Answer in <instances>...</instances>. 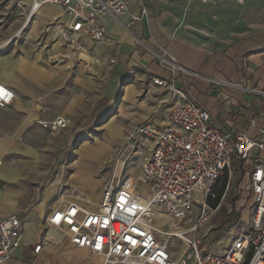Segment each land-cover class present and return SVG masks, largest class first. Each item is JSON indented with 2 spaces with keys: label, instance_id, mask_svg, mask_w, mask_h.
Here are the masks:
<instances>
[{
  "label": "built area",
  "instance_id": "1",
  "mask_svg": "<svg viewBox=\"0 0 264 264\" xmlns=\"http://www.w3.org/2000/svg\"><path fill=\"white\" fill-rule=\"evenodd\" d=\"M45 4L62 7L70 22L59 26L58 34L73 44L87 39L109 45L104 22L108 17L120 20L129 14L128 29L149 14L145 3L139 13L130 14L127 0H33L18 35ZM169 56L165 65L171 70L169 77H153L148 89L170 94L164 114L128 133L127 146L117 157V168L124 167L144 139L147 155L138 170L131 169L134 183L129 168H116L95 201L80 189L67 193L46 217V228L87 249L95 264H264V161L260 158L264 126L251 120V128L257 131L254 137L233 127L225 129L205 104L176 86L178 64ZM16 99V91L0 83V110ZM69 122L59 116L52 128H64ZM241 161L248 167L243 180L249 194L234 224L244 227L234 230L228 240L212 241L214 220L234 187ZM223 180L225 189L214 205L216 188ZM233 191L239 195L241 189ZM49 243L46 233L32 243V253L40 255ZM25 245L30 246L24 243L21 217L12 213L1 219L0 264Z\"/></svg>",
  "mask_w": 264,
  "mask_h": 264
},
{
  "label": "rangeland",
  "instance_id": "2",
  "mask_svg": "<svg viewBox=\"0 0 264 264\" xmlns=\"http://www.w3.org/2000/svg\"><path fill=\"white\" fill-rule=\"evenodd\" d=\"M217 1L218 3L211 6L203 0H147V4L155 15L168 17L175 34L191 42L218 49L226 48L236 37L234 33L240 31L243 26L239 19H231L226 13L228 9L224 8L225 0ZM25 7L27 8L19 1L0 0V59L2 54H8L12 44H20L26 40L23 33L16 36L22 26L20 21ZM262 12L263 9L260 8V14ZM260 21H262L261 15ZM57 28L55 23L40 24L29 42L33 43L35 49H43L45 56L41 63H44L48 69L57 71V79H53L51 84L47 85V92H54V89L50 90V85L53 86L60 77L67 76V83H72V100L76 99L77 104L75 108L70 109L66 102L57 101V106L52 107V116L43 118L41 124H31L25 134L38 141L40 146L36 147V151L25 152L26 136L18 140L23 150H17L19 154L6 156L4 162L9 165L20 162L21 176L12 183L0 180V207L4 205V197L9 198L6 199L9 202H5L10 205L7 207L8 211L14 208L13 203L17 201L15 210L19 211L26 232L32 231L35 227L48 233L50 229H46L43 222L51 207L67 193L80 189L87 192L90 197L96 195L116 170L117 157L127 146L128 133L142 123L141 121L157 105L156 98L147 92L149 79L147 75H143L141 68L137 66L130 68L125 65V69L122 70L118 66L119 61L114 57V54L117 55L116 52L103 53L102 58L95 57L94 44L84 39L74 44L64 41L58 34L61 28ZM81 48L100 61V64L97 62L91 64L94 71L88 70L84 63L86 51L81 61L79 60ZM9 58L13 61L17 59V54H11ZM32 59H35V55ZM18 70L8 83L15 85L17 83L15 80L22 78V74L29 76L27 74L30 72L29 69ZM23 82L32 84L27 79H23ZM128 84L134 86L133 100L129 101L130 103L124 99L125 86ZM59 116H65L70 122L64 128L53 129L52 122ZM119 129L123 132L121 138L116 132ZM96 138L101 139L103 143L98 142ZM86 140H88L87 148L102 153V158L80 164V161L76 160H79L83 152L80 148ZM139 146L140 153L133 152L129 161L124 167L119 165L118 170L125 171L130 167L139 169L147 155L144 139L140 140ZM109 158L112 159L111 162L108 161ZM90 166L91 175L88 169ZM75 167L77 170L83 169L85 176H78ZM226 182L223 180L216 188L217 195L225 189ZM238 188L241 189V198L237 201L234 210L239 212L240 217V210L246 205L249 192L245 180L240 182ZM12 196L16 197V201ZM223 205L226 209L232 210L230 213L234 212L230 197L224 200ZM223 217L221 207L214 220L216 229L211 234L210 240H228L234 230L238 232L244 227L242 223L234 224L239 217L233 220L229 218V221H225ZM159 222L161 226L162 221L159 220ZM54 240L50 249L56 253L55 257L61 264H81V257L65 254L68 250H77L75 247L71 246L66 239L59 243ZM179 248L180 243L177 241L175 249Z\"/></svg>",
  "mask_w": 264,
  "mask_h": 264
},
{
  "label": "crops",
  "instance_id": "3",
  "mask_svg": "<svg viewBox=\"0 0 264 264\" xmlns=\"http://www.w3.org/2000/svg\"><path fill=\"white\" fill-rule=\"evenodd\" d=\"M15 1L27 6V8H24L23 18L20 21L21 26L26 21L33 0ZM127 1L130 14L139 13L141 3H145L149 14L128 29L125 24L128 22L129 14L124 18H120V20L108 17L104 22L106 34L111 42L109 45L84 39L95 45L93 47L95 57H101L103 53L113 51L117 53V55L114 54V57L119 61L118 66L120 69L124 70L125 65L130 68L133 66L141 68L143 75H147L149 79L148 92L153 77H169L171 70L165 65L168 66L170 63L168 60L170 54L176 58L178 64L175 70V83L178 88L183 89L205 104L217 116L218 123L225 129L233 127L239 132H249L252 137L257 136V131L251 128V120L255 119L256 123L264 126V0H244L243 3L233 0L224 1V8L228 9L226 13L229 14L231 19H239L243 28L234 33L236 37L226 48L220 47L218 49L191 42L181 35L175 34L168 17L166 15H155L147 4V0ZM203 1L210 6L218 3L217 0ZM260 8L263 9L261 14ZM54 10H57L56 13ZM260 15L262 21H260ZM69 22L70 19L63 12L62 7L45 4L23 31L26 40L20 44H12L8 49V54H2L0 63L4 56L10 57L11 54H17V59L12 61L10 58V62L14 65L18 62V66L22 71L24 68L29 69L28 74L31 78L22 74V78L15 80L17 82L15 85L8 83L18 70V68H15L14 74L7 83H4L16 91L17 99L6 109L0 110V159L3 161L0 167L4 165V170L9 173V175L5 174L6 176L0 180L12 183L21 176L20 162L15 165L4 162L6 156L19 154L17 150H23L20 148L18 140L26 136L25 152L36 151V147L40 146L38 141L25 134L31 124H41L43 118L52 116V107L57 106V101L66 102L70 109L75 108V104H77L76 99L72 100V83H67V76L60 77L58 82H55L53 86L50 85V90L54 89V92H47V85L51 84L53 79H57V71L50 70L44 66V63H41L45 56L43 49H35L33 43L29 42L33 37V32L37 30V27H40V24L55 23L57 28L67 26ZM98 47L101 50L96 54L95 50ZM165 50L168 53L165 54L166 57L162 58L161 55L164 54ZM81 51L80 61L86 50L81 48ZM34 55L35 59H32ZM23 79L30 80L32 84L24 83ZM0 83L3 82L0 81ZM150 93L156 98L157 105L138 125L147 123L149 120L159 119L169 104L166 100L170 97V94L157 91L156 88L154 91L148 92V94ZM87 142L88 140L82 144L80 150H83V152L79 160H76L80 161V164L102 158V153L97 150L87 147L84 149ZM260 158L264 161L263 153H261ZM75 169L78 176L84 175L83 169L78 168L77 170L76 167ZM88 169L91 175V166ZM8 177L12 178L9 179ZM99 192L91 197L88 195V197L91 201H95ZM10 194L17 195L15 193ZM12 197L16 201V197ZM6 199L4 197V205L0 207V220L12 213L19 215V211L15 210L17 201L13 203L14 208L11 209L10 207L11 210L8 211L7 207L10 205L6 204L9 202ZM59 203L60 201L55 203L49 213ZM43 226L46 228L45 220ZM45 234L40 228L35 229V227L32 228V231L26 232L23 223L24 243L30 244V246L25 245L16 250L13 257L4 264H61L55 257L56 253L50 249L54 239L57 243L66 239L71 246L77 250L79 249L67 238L60 240L57 237H50V243L44 247L41 254L34 255L31 251L32 243L39 242ZM84 250L86 253L85 256L81 257V264H95L96 259L90 258L89 251Z\"/></svg>",
  "mask_w": 264,
  "mask_h": 264
},
{
  "label": "bare ground",
  "instance_id": "4",
  "mask_svg": "<svg viewBox=\"0 0 264 264\" xmlns=\"http://www.w3.org/2000/svg\"><path fill=\"white\" fill-rule=\"evenodd\" d=\"M54 7H56V6H54ZM47 9H48V7H47ZM55 11H57V10H54V12ZM16 36L18 37V32H17ZM100 50H101V48L98 47L95 50L96 54H98ZM84 58H86V60H84V63H85V65H86V67H87L88 70L90 69L91 71H94V67H92L91 64H96V62H97V64H100V61L97 60L95 57H92L89 54L88 51H86V56ZM18 65H19L18 62H17L16 65H14V64H12L10 62V58L7 55L4 56L3 57V60L0 63V81L3 82V83H7L8 80L10 79V77L14 74L15 68H18V69H20L22 71V69ZM21 67H23V66H21ZM133 95H134V86H133V84H128L127 86H125L124 99L129 102V101L133 100ZM116 132L119 134V138H121L122 137V134H123L122 130L119 129ZM96 140L98 142H100V143H103V141L101 139H99V138H96ZM85 147H87V145L84 146V149H85ZM136 153H140L139 150L136 151ZM108 161L111 162L112 159L109 158ZM2 163H3V161H2ZM131 169H132V167H130L128 169V172H129V180H130L131 183H134L135 177H134V173L131 171ZM7 171H9V170H7ZM5 174H8L9 175V173L4 170V165H3V166L0 167V179H3L6 176ZM11 178H9V179H11ZM159 223L160 222L157 223L158 226H159ZM47 235L49 237L55 236V237H57L60 240L63 238L62 235H60V233L56 229L50 230L47 233ZM85 253L86 252H85V250L83 248H79L78 250H68L67 252H65V254H68V255H70L72 257H74V256L82 257V256H85Z\"/></svg>",
  "mask_w": 264,
  "mask_h": 264
},
{
  "label": "trees",
  "instance_id": "5",
  "mask_svg": "<svg viewBox=\"0 0 264 264\" xmlns=\"http://www.w3.org/2000/svg\"><path fill=\"white\" fill-rule=\"evenodd\" d=\"M247 170H248L247 165H245L244 161H241L239 170L237 171L238 172L237 178L235 179V182H234V187L230 190V192H228V194L226 196V198L230 197V203L233 206V211L234 212L230 213L232 210L230 212H228V209H226V206L225 205L222 206V212L224 213V217L223 218H225L224 219L225 221H229V218H232L231 220H233V219H235V218L237 219L239 217V212H237L234 209H236L235 207H236L237 201L240 200V198H241V191H240V194L237 195L236 192L233 191V190H236L238 188L240 182L243 179H245ZM222 193H223V190L221 191L220 194H218V197L212 202V204L216 205L220 201Z\"/></svg>",
  "mask_w": 264,
  "mask_h": 264
}]
</instances>
